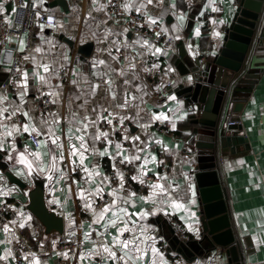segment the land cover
<instances>
[{"label": "crops", "instance_id": "crops-1", "mask_svg": "<svg viewBox=\"0 0 264 264\" xmlns=\"http://www.w3.org/2000/svg\"><path fill=\"white\" fill-rule=\"evenodd\" d=\"M48 2L50 0H29L32 7L54 13L57 17L56 24H38L35 29L36 41L29 51L25 50V47L21 49V41L24 45L23 39L15 44L21 58L22 72L26 70L29 74L23 102L18 95L23 85L17 83L15 91L1 87L8 78L9 64L4 60L5 51L0 45V95L7 97L6 100H0V107L9 104L20 106L23 111L29 113L32 122L41 132L47 131L41 119L51 123L50 113L56 114L58 123L54 132L56 135L63 132L61 138L65 141V148L70 112L85 115V109L79 107L85 101L87 114L93 119L94 107L100 111L102 106L105 109L102 114L106 117L109 112L115 114L109 117L113 120V125H108L106 121H100L99 124L102 130H110L113 126L116 128L115 134L110 136L114 141L110 151L115 154V142L121 141L124 149L128 150L124 155H136L132 151V144L141 145L143 142L144 153L139 161L123 165L119 163L121 157L116 161L120 171L126 167L130 169L131 186L124 182V188L120 190V181L112 183L115 170L108 156L100 157L88 151L85 153V164L90 172L103 173L109 177V181L103 184L102 196H109L108 203L116 199L117 204L122 207L125 205L121 204V198L128 199V213L132 220L137 222V228L144 229L143 235L137 231L138 238L149 237V240L145 241L146 251L140 258V264H152L153 260L156 264H227L224 257L220 259L200 248L195 250V257L198 259H190L189 254L182 252L175 239V236H178L182 240L178 230L186 235L187 239L184 241L197 237L200 205L189 177V169L194 163L183 151L190 136L191 139L194 137V124L189 122V110L173 89L183 82L179 72L183 67L179 62L184 65L189 63L185 58L179 57L180 55L187 56L189 61L194 58L206 61L221 48L234 0H153L152 4H147L146 0H123V5H132L127 8L132 11H136V8L144 3L145 7L139 12L173 38L171 47H164L132 33L112 21L106 14V0H66L67 9L60 5L49 6ZM0 3L3 4V11L0 12L4 20L10 21L14 9L13 0H0ZM118 38L122 41L118 42ZM68 40L74 41V44H69ZM145 40L148 44L144 43ZM88 41L93 42L89 56L77 53V45ZM37 48L40 51H36ZM251 56L252 62L258 63L259 75L253 85L246 88L241 110L229 114V117L235 118L239 123L236 124V129L227 130L228 138L224 141V146H219L216 163L221 169L229 210L242 244L244 264H264V12ZM100 61L104 63L101 64ZM45 63L49 65L50 73H44L40 67ZM129 64H134L135 68L128 69ZM63 69L67 71L68 77L62 81L58 78V72ZM34 70L48 76L52 87L39 82L33 74ZM120 70H124L125 75H120ZM152 78H155L156 84L151 83ZM22 79L23 77L20 80ZM108 79L113 82L115 99L108 90ZM125 80L130 83L125 84ZM168 81L171 82V89L159 98L153 97V89L163 87ZM96 84L100 87L96 89L95 95H92L90 88ZM58 85L62 87H56ZM40 90L59 93L56 97L51 95L52 100L56 102L42 112H38L35 105V96ZM125 97L128 107L119 108L117 105L123 103ZM160 112L165 113L168 119H150L153 114ZM6 116L10 117L12 123L28 122L21 113L14 117L6 113ZM121 116L125 118L123 125L119 122ZM173 123L176 125L175 129L172 128ZM165 124L168 127L162 131L161 128L165 127ZM141 125L147 127L142 128ZM121 126L123 128L120 132ZM124 130H127L130 137L138 135L140 141L123 140ZM3 131L0 129V132ZM28 134L21 131L19 134L14 133L13 137H5L4 148H0V153L8 162L9 170L18 177L27 180L26 171H29L28 165L22 163L18 157L21 151L25 152L27 159L32 162L33 167L29 172L36 171L41 176H47L46 203L63 216V233L67 234L64 239L71 244H77V248L50 251L52 244L63 240L58 232L53 231L41 237L35 251L23 253L25 264H96L99 258L90 251L93 245L101 242L111 244L116 227L122 226L118 222L116 226L109 225L105 229L104 221L97 220L93 211L102 208L97 206L100 197L93 195L92 208H85L87 194L84 197L79 195L80 188L85 189L86 193L91 192L100 184L101 177L93 175L88 179L79 167L78 157L75 172L71 171L67 159L57 160V167L46 171V168L51 167V141L47 140L45 145L34 147ZM237 135L242 136V140H238ZM38 136L40 140H45L43 135ZM13 140L16 144L14 149L10 147ZM95 147L102 150L105 142L97 141ZM36 151H41L39 159L34 155ZM161 152L167 162V170L163 173H160ZM64 154L67 157V151ZM145 156L148 158L147 164H144ZM152 156L156 159L153 160ZM96 164L100 167H94ZM142 165L146 169L145 174L138 180H132L133 175H139ZM157 173H160V180L155 183L166 187L171 195L159 189L153 190V183L143 190L139 189L138 184L146 174ZM111 189L118 190L117 197L109 194ZM144 196H149V199H141ZM27 201V197L15 184L8 181L0 169V205L4 202L10 203L15 214L13 223L23 225V230L30 234L41 231L43 226L26 208ZM138 212L149 214L138 216ZM105 216L111 217V210L105 213ZM4 226L5 224L0 223V264H16L15 246L18 238L10 226L8 231L4 230ZM98 232H107L108 235L100 236L97 235ZM85 233L88 234L87 237ZM131 235L132 233L125 232L122 238ZM243 236L249 237L251 249L246 247ZM152 247L157 249L156 253L151 251ZM108 264L118 262L108 261Z\"/></svg>", "mask_w": 264, "mask_h": 264}, {"label": "water", "instance_id": "water-1", "mask_svg": "<svg viewBox=\"0 0 264 264\" xmlns=\"http://www.w3.org/2000/svg\"><path fill=\"white\" fill-rule=\"evenodd\" d=\"M48 5H60L67 9L66 0H50ZM263 12L264 0H234L218 52L206 61L200 58L189 61L187 56H179L189 63L184 65L179 62L183 67L179 71L183 82L173 91L182 98L190 113L189 122L194 124V137L191 139L190 136L183 151L194 163L189 169V177L200 207L197 237L191 241L180 240L178 236L175 239L190 259L200 248L220 259L224 257L227 264H244L242 244L231 217L216 157L219 146H224L228 138L227 130L236 129V124H226L227 120H236L229 114L241 110L246 88H250L259 75L260 68L257 62H252L251 54ZM68 43L73 45L74 41L68 40ZM92 46L93 42H84L77 45L76 51L89 56ZM236 137L238 140L243 138L240 135ZM0 169L8 181L27 197L26 208L43 226L41 237L53 231L63 237V216L54 207L50 208L45 200L47 176L26 171L27 180L18 177L9 170L8 162L1 153ZM243 242L251 249L249 237L243 236Z\"/></svg>", "mask_w": 264, "mask_h": 264}, {"label": "snow or ice", "instance_id": "snow-or-ice-1", "mask_svg": "<svg viewBox=\"0 0 264 264\" xmlns=\"http://www.w3.org/2000/svg\"><path fill=\"white\" fill-rule=\"evenodd\" d=\"M147 4H152L153 0H146ZM132 5L130 4H124V8H129ZM103 7V5H101ZM145 7L144 3H141L139 7L136 8V11L139 12ZM0 11H3V4L0 3ZM13 11H15L13 9ZM183 17L181 16V19ZM151 19V17H149ZM159 35V34H158ZM145 44H148V41H144ZM24 45L21 41V49H23ZM36 51H40L39 48L36 49ZM157 51H160L157 49ZM25 59H28V57H25ZM101 64L104 63V61H100ZM40 67L43 69L44 73H50L49 65L48 64H41ZM128 69H134V64H129ZM19 71V69H17ZM34 76L39 82H42L44 84L49 85L51 88L52 85L50 84V79L48 76L41 75L38 71L34 70ZM23 79L18 81L17 83L23 85L24 87L18 92V95L21 99V102H23V99L27 93V84H28V72L25 70L21 73ZM120 75H125L124 70H120ZM133 76L135 77V73H133ZM72 83H76V81H72ZM130 83V81L125 80V84ZM106 84L108 85V90L110 91L112 98L115 99L116 92L112 90L113 82L111 79H108L106 81ZM56 87H62V85H58ZM100 87L99 84L93 85L90 88V92L92 95H95L96 89ZM43 95V93H42ZM49 95H52L53 97H56L59 95L58 92H50ZM7 97L0 95V100H6ZM79 99V97H77ZM169 99H172V97H169ZM56 101L53 100V103ZM69 104H71V101H69ZM87 104V101H85L84 104H81L79 107L82 109H85V115L80 116L77 112H70V119L68 120V135H67V148H65V141L61 138L63 135V132L61 131V135H56L54 132V129L58 123L57 115L50 113L52 116V121L49 123L48 121H45L41 119V123L45 125L47 131L41 132L35 125L34 122H32V119L27 111H23L20 106L15 104H9L4 107H0V129H3V132H0V148H4V138L5 137H13V134H19L21 131L25 133H36L37 135H43L45 137V140H38L37 144L40 146H43L46 144L47 140L51 141V145L53 147L49 148V152L51 154V167L46 168V171H51L52 169H55L57 167V160L59 161H65L68 160L71 171H76V165H77V157L79 158V167L80 169L85 173V175L88 177V179H91L93 175H99L101 177V182L98 184L91 192H87L83 188L79 189V195L81 197H84L87 194V202L85 204V208H92L93 201L92 196H98L102 198V194L104 192L103 184L104 182L109 181V177L107 175H104L103 173H92L89 171L88 166L85 164V153L88 151H91L93 154L103 157L108 156L112 160V168L115 170V175L119 178V189L122 190L124 188V173L120 171V169L116 166V161L118 157H121L119 160L120 164L125 163H132L133 161H139L141 159V155L144 153V147L143 142H141V145H137L136 143L132 144V151L136 153V155H124L125 151H128L127 149H124L123 143L121 141L115 142V154H113L110 151V146L114 143L112 139H110V136L115 134L116 128L115 126L111 127L110 130H102L99 127L100 121H106L108 125H113V120L109 117L115 115L111 112H109V115L106 117L102 113L105 111V109L101 106L100 111H97L94 107L92 109V113L95 116V119L91 118L87 114V109L85 108V105ZM119 108H127L128 107V101L127 97H125V100L123 103H120L117 105ZM6 113H10L11 116H16L17 113H21L24 117L27 118L28 122L23 124L18 123H12L10 121V117L6 116ZM61 119H65L64 117H60ZM150 119H163L167 120L168 117L165 115V113L160 112L158 114H153V116ZM124 117H119V122L121 125L124 124ZM142 128H146L147 125H141ZM176 125L173 123L172 128L175 129ZM89 129H93V131L89 132ZM123 140H131L133 142L140 141V137L137 136H128L127 130L123 131ZM103 140L105 142L104 149L100 150L95 147L97 141ZM91 141V143H89ZM78 142V143H77ZM10 147L12 149L16 148L15 141L11 143ZM65 151H67V157L65 156ZM37 159L41 156V151H36L34 153ZM18 157L22 163H26L28 165V170H32V162L27 159V156L25 152L21 151L18 153ZM9 159H11V156H9ZM152 159L155 160L156 157L152 156ZM148 158L144 157V164H147ZM94 167L99 168L100 166L98 164L94 165ZM146 172V169L143 167V165L140 167L139 175H133L131 177L132 180H138L140 179V176H143ZM61 174L63 175V171L61 170ZM157 176L160 174L157 173ZM141 183L143 181L141 180ZM151 188L153 190L159 189L163 192H168L169 195L171 193L169 190L164 187L163 185L159 183H153L151 185ZM112 197L118 196V190L117 189H111L109 193ZM135 195V194H132ZM151 195V193H150ZM141 199L147 200L149 199V196H144ZM121 204L125 206H120L117 204V200L113 199L110 203H105L102 208L99 209V211H94V216L97 220L104 221L103 227L107 229L109 225L116 226L119 222L122 226L116 227L115 231L116 234L111 237V244L101 242L93 245V249L90 250L93 252L94 255H96L99 259L96 262V264H108V261H117L118 264L122 262V264H140V258L143 256L144 252L146 251L145 241L149 240V237L144 236L143 239H139L137 236V231L139 230L140 234L143 235L144 229L143 228H137V222L135 220H132L131 215L128 213L127 209V203L128 199L121 198ZM164 203H167V201H164ZM179 206V205H178ZM111 210V217H106L105 213H108ZM148 212H138L136 215H148ZM23 226V225H21ZM4 230L8 231V225L6 224L4 226ZM125 232L132 233L131 236L128 238H122V235ZM87 233H85V237H87ZM97 235L100 236H107V232L100 233L98 232ZM151 251L153 253L157 252V249L155 247H152ZM119 253V255H118ZM83 256V254H81ZM7 259V257H4ZM152 264H156L155 260L152 261Z\"/></svg>", "mask_w": 264, "mask_h": 264}, {"label": "built area", "instance_id": "built-area-1", "mask_svg": "<svg viewBox=\"0 0 264 264\" xmlns=\"http://www.w3.org/2000/svg\"><path fill=\"white\" fill-rule=\"evenodd\" d=\"M14 10L10 21H5L2 13L0 12V45L5 51L4 60L9 64V74L2 86L4 88H11L14 91L17 89V82L22 78L21 69V58L18 49L15 47L17 42L24 40L25 50L29 51L36 41L35 29L38 24H43L46 26H53L57 22V17L54 13L47 10H38L29 4V0H13ZM106 14L114 22L121 24L127 28L130 32L138 34L144 38L155 41L163 45L164 47H169L173 43V39L169 34L162 30L157 24L151 23L148 19L140 12L128 10L123 7V0H106ZM159 34V35H158ZM118 42L122 39L118 38ZM7 43L14 45L13 48H5ZM141 63V62H140ZM19 69V71L17 70ZM68 77V73L65 69L58 72V78L60 80H65ZM152 84H156L155 78L151 79ZM171 88V82H166L163 87H155L153 89V96L160 97L165 94L168 89ZM43 93V95H42ZM35 105L38 112H42L49 107H51L53 100L49 92L45 90H40L35 96ZM236 123L234 121H229L227 124ZM123 126L120 127V132ZM163 131L164 129L161 128ZM28 138L32 142L34 147H38L37 141L40 140L36 133H29ZM161 163L160 172L162 173L167 169V165L164 162V154L160 153ZM124 182L128 183L130 180V171L128 167L124 168ZM116 177L112 174V183H116ZM157 182L159 181V176L145 177V184L147 182ZM140 187V183H139ZM110 198L108 195L100 197L97 202V206L101 207L105 203H108ZM14 208L10 203L4 202L0 205V223L7 224L10 226L14 233H16L18 238V243L15 246V261L16 264H25V258L23 253L26 251H35L36 245L41 239L40 231H35L27 234L23 228L13 223L15 218ZM179 231V236L182 240H186L187 237L182 231ZM77 244H71L67 240H62L58 243H54L50 247V251L54 250H75ZM197 260L198 258L195 257Z\"/></svg>", "mask_w": 264, "mask_h": 264}, {"label": "rangeland", "instance_id": "rangeland-1", "mask_svg": "<svg viewBox=\"0 0 264 264\" xmlns=\"http://www.w3.org/2000/svg\"><path fill=\"white\" fill-rule=\"evenodd\" d=\"M172 38V37H171ZM173 39V38H172ZM158 43V42H157ZM8 45H11L10 47H6V46H8ZM172 45V44H171ZM14 47V45H12L11 43H7L6 45H5V48H8V49H11V48H13ZM169 47H171V46H169ZM203 61V60H202ZM3 84V83H2ZM2 84H1V87L2 88H4L3 86H2ZM171 89V88H170ZM153 94V93H152ZM153 97H155V96H153ZM161 97V96H160ZM157 98H159V97H157ZM234 122H236V123H234V124H238L239 122L236 120V121H234ZM228 123V120H227V122H226V124ZM226 124H225V127H226ZM168 127V125L167 124H165V127H163L162 126V128L165 130L166 128ZM163 130V131H164ZM161 153H163V152H161ZM164 154V153H163ZM159 157H160V155H159ZM164 159H165V155H164ZM164 162H165V164L167 165V162H166V159L164 160ZM129 169V168H128ZM167 170V169H166ZM165 170V171H166ZM129 171H130V169H129ZM165 171H163V172H165ZM162 172V173H163ZM161 173V172H160ZM159 173V174H160ZM147 175H150V176H157L156 174H146L144 177H143V179H142V181H143V183L145 182V177L147 176ZM115 179H116V183L119 181V178L118 177H114ZM159 180H160V175H159ZM158 182V181H157ZM126 183V182H125ZM152 183H155V182H147V183H145V184H141V182H140V187H139V189L140 190H143L144 188H147L150 184H152ZM128 186H131V183L128 181V183H126ZM138 186H139V184H138ZM66 235L67 234H65L64 233V236L63 237H61L62 239H64L65 237H66ZM65 240V239H64ZM62 241V240H61Z\"/></svg>", "mask_w": 264, "mask_h": 264}]
</instances>
